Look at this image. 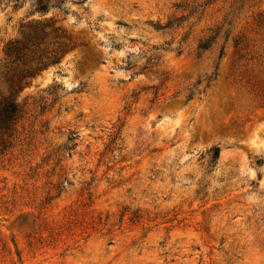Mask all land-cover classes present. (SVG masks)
<instances>
[{"label": "rangeland", "instance_id": "374dc122", "mask_svg": "<svg viewBox=\"0 0 264 264\" xmlns=\"http://www.w3.org/2000/svg\"><path fill=\"white\" fill-rule=\"evenodd\" d=\"M38 1H0V264H264V0Z\"/></svg>", "mask_w": 264, "mask_h": 264}, {"label": "trees", "instance_id": "16d2710c", "mask_svg": "<svg viewBox=\"0 0 264 264\" xmlns=\"http://www.w3.org/2000/svg\"><path fill=\"white\" fill-rule=\"evenodd\" d=\"M1 1V0H0ZM19 1V0H16ZM47 0L38 1V11L41 13L46 12L49 7ZM41 24L36 22L35 27L31 31L27 32L21 39L9 40L2 49L4 54L5 71L3 76L9 83L10 88L21 91L23 88L30 84L29 78H33L39 70V62H22L28 56V53H35V51L44 42L45 36L43 28L39 27ZM216 29H209L207 36L199 39L198 50L200 52L209 50L216 43L218 38ZM223 48L221 49V53ZM17 61L22 62V66L19 67V75L15 76L11 72L13 71V64ZM55 61V60H54ZM56 62V61H55ZM19 111L16 99H11L3 104H0V138L9 135L14 130V126L18 122ZM220 154L219 148H213L212 159L217 160ZM261 163V161L259 162Z\"/></svg>", "mask_w": 264, "mask_h": 264}]
</instances>
